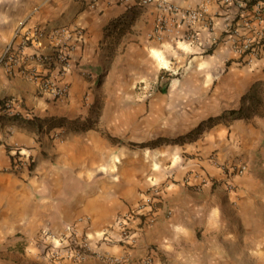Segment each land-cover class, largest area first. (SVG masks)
Wrapping results in <instances>:
<instances>
[{
  "label": "crops",
  "instance_id": "0c3cea01",
  "mask_svg": "<svg viewBox=\"0 0 264 264\" xmlns=\"http://www.w3.org/2000/svg\"><path fill=\"white\" fill-rule=\"evenodd\" d=\"M174 3L183 10L205 9L209 21L193 25L197 42L158 41L154 24L162 10L156 2L141 6L136 0H0V56L7 45L18 41L15 34L21 26L42 27L46 50L53 28L68 29L73 45L64 76L69 91L61 100L42 93L38 82L9 74L0 66V99L10 100L11 111L30 120L0 128V264H138L148 256L151 264H196L188 261V255L197 251L192 248L194 229L201 217L194 206L192 220L183 186L165 184L160 198L135 213L149 185L164 180L161 173L153 177L159 164V152L153 150L158 148L150 149V161L144 163L127 150L121 134H125L124 117L92 118L96 94L92 79L111 55L112 38L106 36V27L114 20L131 21V32L139 34L138 44L146 45L157 58L161 54L170 63L173 59V68L189 62L190 71L183 78L203 79L199 84L205 87L213 64L222 68L229 62L230 69L218 71L223 76L212 90L199 88L197 81V87L179 88L175 94L184 105L210 112L239 109L241 97L254 81L264 79V55L247 62L249 57L234 54L224 36L225 20H231L233 9L221 0ZM106 91L120 97L114 103L106 100L104 110L124 107L121 89ZM54 120L61 125L50 126ZM86 123L94 127L83 129ZM130 213L134 240L121 245L114 241L120 232L117 220ZM42 230L57 238L87 239L91 252L79 262H48L36 244ZM103 238L112 242H102Z\"/></svg>",
  "mask_w": 264,
  "mask_h": 264
},
{
  "label": "rangeland",
  "instance_id": "374dc122",
  "mask_svg": "<svg viewBox=\"0 0 264 264\" xmlns=\"http://www.w3.org/2000/svg\"><path fill=\"white\" fill-rule=\"evenodd\" d=\"M138 37L132 31L119 40H110L111 55L92 79L96 92L92 118L124 117L125 134H121L127 150L135 152L137 158L141 156L144 163L150 161V149L158 148L153 150L159 152L158 173L153 177L161 173L164 180L153 181L152 185L160 190L155 198L161 197L165 184L186 189V208L191 207L192 220L194 206L201 217L194 229L192 248L197 251L188 255V261L264 264V79H256L251 86L257 106L253 112L230 116L229 110L192 108L179 103L175 92L187 84L197 87L205 80H195L196 85L195 81L184 79L191 68L189 62L180 69L173 68V59L170 63L161 54L157 58L146 45L138 44ZM229 66V62L222 68L213 64L208 87L199 84V88L212 90L223 76L218 71H227ZM161 72L168 76L160 78ZM107 88L122 90L125 103L120 110H104L106 100L114 103L120 97L116 92L108 94ZM248 102L241 101L239 107H246ZM210 117L219 121L210 127L207 124L197 137H188L183 143H162L155 148L139 146L158 138L172 140L184 136Z\"/></svg>",
  "mask_w": 264,
  "mask_h": 264
},
{
  "label": "built area",
  "instance_id": "2783aa9c",
  "mask_svg": "<svg viewBox=\"0 0 264 264\" xmlns=\"http://www.w3.org/2000/svg\"><path fill=\"white\" fill-rule=\"evenodd\" d=\"M120 3L126 0H109ZM175 0H136L138 5L156 2L162 14L156 18L154 34L158 41L175 40L195 43L198 33L193 25L198 21H206V11L203 7L183 10ZM224 7L233 9L231 20H225L224 36L231 42V50L239 58L249 57L246 61L258 59L264 55V0H221ZM80 33L77 32L76 36ZM42 27L25 29L23 26L16 31L17 42L7 45L1 56L0 66L9 73H18L29 80L38 82L39 90L47 94L52 100H61L68 95L69 85L64 81L65 74L71 65L70 52L72 49V33L66 28H53L47 35L50 43L46 50L41 43L45 37ZM12 108V106H11ZM11 108L8 114H14ZM14 158L19 156L14 151ZM159 188L149 187L144 196L143 204H139L135 213H141L146 206H151L155 197L159 195ZM134 215L126 214L117 220L120 228L116 243L132 244L134 232L130 228V220ZM136 216V215H135ZM111 243L112 240L102 239ZM36 244L41 248L42 257L48 262L68 260L79 262L91 252V245L87 239L57 238L49 231L42 230L37 236ZM114 260V259H113ZM118 262L119 260H114ZM138 264H151V259L145 257Z\"/></svg>",
  "mask_w": 264,
  "mask_h": 264
},
{
  "label": "trees",
  "instance_id": "16d2710c",
  "mask_svg": "<svg viewBox=\"0 0 264 264\" xmlns=\"http://www.w3.org/2000/svg\"><path fill=\"white\" fill-rule=\"evenodd\" d=\"M131 25L132 22H124V23H120L119 20H114L113 22H111L107 27H106V36H109L113 39H117L119 40L121 37H123L124 35H126L127 33L131 32ZM164 74H167L166 76H168L167 72H161L160 74V78H164ZM164 76V77H163ZM163 91V90H162ZM254 93H253V89L252 87H250V89L242 96L241 101L243 102H248L247 106L244 107L243 105H241V107L238 110H229L228 113L230 116H235L241 112H245V111H249V112H253L255 111V107H257L255 105V101H253L254 99ZM11 108V103L10 100L6 99V98H1L0 99V128L5 125V124H16L19 122H27L30 121L29 119H24L21 117V115L19 113H14V114H8V110ZM38 121V119L36 120ZM58 121L60 120H54L52 122H50V126H59L61 125ZM212 121V122H211ZM217 121H219V118L213 119L212 117L208 118L207 120L201 122L199 125H197L196 128H194L192 131H190L189 133H187L184 136H179L176 139H168V138H158L156 139L154 142L152 143H140L139 146L140 147H150V148H155L157 146H159L162 143H183L185 142V140H187L188 137H197V135L199 133L202 132L203 129L206 128V125L208 124L209 127L212 126V124L216 123ZM38 126H40V120L38 122ZM94 126L92 124H84L83 129H89V128H93Z\"/></svg>",
  "mask_w": 264,
  "mask_h": 264
}]
</instances>
